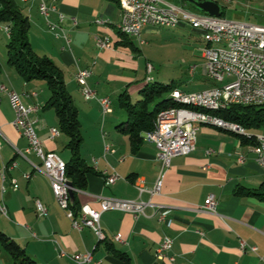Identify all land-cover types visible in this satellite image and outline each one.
I'll return each instance as SVG.
<instances>
[{
    "label": "crops",
    "instance_id": "0c3cea01",
    "mask_svg": "<svg viewBox=\"0 0 264 264\" xmlns=\"http://www.w3.org/2000/svg\"><path fill=\"white\" fill-rule=\"evenodd\" d=\"M46 2L57 6L58 10L50 15L53 22H59V14H64L61 26L71 39L70 44L57 36L58 29L47 24L39 9L40 0H29L22 7L30 19L29 36L35 51L49 56L61 68L79 110L83 136L80 153L93 171L83 188L74 189L77 208L89 204L99 209L100 196L141 199L148 204L145 214L138 218L124 210L103 212L101 225L105 238L101 240L89 227L74 228L58 204L48 176L34 169L33 163L40 165L42 161L36 153L25 152L28 140L13 126L15 111L8 95L3 94L0 97V167L13 161L17 165L7 171L4 181L8 215L0 212V231L14 238L39 264H77L71 258L61 257L59 246L69 253L92 251V264H264V195L260 194L264 192V170L251 150L254 143L244 141L238 132L205 122L198 129L196 149L172 158L162 192L140 194L137 182L142 180L152 187L160 165L153 141L143 138L133 150L129 135L118 127L128 119L120 105V94L126 91L133 101L141 98L140 91L147 83L141 73L148 70L149 64L141 56L137 37H126L119 28L122 3L119 0ZM243 15L250 17V13ZM253 16L255 22L264 21V9ZM0 25L4 30L6 25ZM99 37H108L112 47H99ZM138 39L144 43L141 37ZM79 66L93 69L89 84L98 95L110 96L109 112H103L98 100L84 98L75 76ZM0 83L21 93L27 105L40 106L37 133L47 150L57 152L68 162L72 157L67 146L70 138L60 127L56 109L47 105L51 95L47 82L26 80L8 58L6 62L0 58ZM176 89L194 92L178 85ZM115 98L119 109L114 107ZM53 127L60 132L52 138ZM106 143L113 149L107 153ZM114 170L121 177L107 184L104 171ZM210 194L218 200L216 212L198 210ZM38 201L47 206L48 215H39ZM162 210L167 211L165 221L160 219ZM118 234L124 241L116 238ZM166 237L174 241L170 250L175 256L173 262L168 258L157 259L155 255L157 246ZM242 241L257 246V251L244 250Z\"/></svg>",
    "mask_w": 264,
    "mask_h": 264
},
{
    "label": "built area",
    "instance_id": "2783aa9c",
    "mask_svg": "<svg viewBox=\"0 0 264 264\" xmlns=\"http://www.w3.org/2000/svg\"><path fill=\"white\" fill-rule=\"evenodd\" d=\"M26 3L29 0H18ZM122 3L123 14L119 24L122 33L141 37L143 29L147 26H158V22H165V26H177L180 23H190L194 28L202 33H209V37L220 38L224 42V52H216L204 46L202 55L206 62V71L209 78L219 84L203 89L201 91L186 92L174 89L172 93H179L185 97H195L197 99H218L227 100V106L241 104V100H255V105L264 104V22H249L242 19H229L225 16H212L202 11L188 8L185 4L173 2L171 0H119ZM219 2V1H218ZM228 3L230 0H223ZM39 9L45 16L47 24L51 28L58 29L57 36L65 38L68 44L71 39L65 29L61 26L64 21V14H59V22L50 19L52 12L57 11L56 5H51L46 0H40ZM158 14H167V21H158ZM74 24H77L76 17H73ZM9 36V26L4 27ZM237 44L249 46V53L237 51ZM97 45L101 48L112 47V41L108 37L97 38ZM250 46H259L260 54H251ZM196 65L190 71L194 73ZM153 65L148 64V71H152ZM93 74L91 67H78L76 80L81 92L86 100L96 99L101 104L103 112L111 110L110 96H100L96 89L90 86L89 78ZM7 94L10 104L15 111L13 126L23 134L28 140L26 153L34 152L41 159V164H34L37 171L46 174L54 196L71 219L73 227L82 230L85 227L91 228L98 238H105V233L101 225V215L108 210H124L134 214L136 218L145 214V207L148 202L141 199H124L110 196H100L101 207L93 208L89 204H83L79 208L73 207L70 188L67 177V162L55 151L47 150L43 141L37 133L36 123L37 113L40 109L38 104L27 105L21 93L14 88H10L5 83H0V97ZM205 120H215L218 124L227 127L244 128L242 125L221 119L215 115H192L191 108L174 106L161 111L157 116L154 128L143 132V137L153 141L157 146L156 160L159 162L160 170L152 187L146 186L143 181H138L136 186L140 194L149 192L151 195L160 194L164 183V176L171 166L172 158L177 155H187L196 149L197 132ZM1 132V127H0ZM60 130L51 128V137L58 135ZM264 142V134H252ZM110 144H105V152L112 151ZM251 150L256 155V160L264 170V151ZM212 150H209L211 152ZM22 152L21 153H25ZM243 160V157H240ZM17 165L13 161L11 164H3L0 167V185L2 194L0 195V212L8 215V208L3 192L5 191L4 181L7 178V171ZM26 173V177H30ZM107 184L114 183L121 175L117 171L111 173L104 171ZM75 189V187H74ZM218 200L214 194H210L205 203L198 207L200 211L216 212ZM37 211L39 215L46 216L49 210L45 204L38 201ZM160 219L166 220L167 211L159 212ZM116 238L124 241L121 234ZM173 239L166 237L156 248L157 259L168 258L171 262L175 256L170 254L173 246ZM242 248L257 251L255 245H248L242 241ZM59 255L74 260L77 264H92L94 257L92 251L69 253L65 248L59 246Z\"/></svg>",
    "mask_w": 264,
    "mask_h": 264
},
{
    "label": "trees",
    "instance_id": "16d2710c",
    "mask_svg": "<svg viewBox=\"0 0 264 264\" xmlns=\"http://www.w3.org/2000/svg\"><path fill=\"white\" fill-rule=\"evenodd\" d=\"M171 1L200 11L189 4L187 0ZM22 4L18 0H0V24L10 28L7 43L8 60L26 80L41 79L47 82L51 92L47 105L56 109L60 127L70 138L67 146L71 150L72 157L67 162V177L73 182L75 188H83L87 184L88 174L93 171V168L80 153L83 136L79 110L68 90L61 68L49 56L41 55L35 51L29 36L30 19L23 11ZM223 7L225 13V6L223 5ZM152 80L148 77L147 83L140 91L141 98L137 101H133L126 91L120 94V105L126 110L128 119L120 123L118 127L129 135L133 150H136L143 141V132L154 128L157 116L162 110L174 106H184L176 100L174 93L171 96L172 91L176 89L174 82L166 84L159 81L152 82ZM203 111L236 122L243 127L264 125V104H233L219 110ZM242 136L244 141L256 143L254 135ZM260 194L264 195V192H260ZM72 205L77 208V201L74 200ZM0 247L9 253L13 264H39L24 247L3 231H0ZM0 264H2L1 261Z\"/></svg>",
    "mask_w": 264,
    "mask_h": 264
},
{
    "label": "rangeland",
    "instance_id": "374dc122",
    "mask_svg": "<svg viewBox=\"0 0 264 264\" xmlns=\"http://www.w3.org/2000/svg\"><path fill=\"white\" fill-rule=\"evenodd\" d=\"M223 2V0H218ZM224 16L229 19L243 18L249 22H255V12L264 9L263 0H230L223 4ZM250 13L249 16H241ZM1 28V25H0ZM141 56L144 61L153 65L152 71L147 68L141 73L142 79L152 82L174 84L185 90L201 91L206 87L219 84L210 79L206 73V62L202 55V49L206 45L204 34L194 28L190 23H180L177 26H150L141 35L144 43L141 44ZM7 33L0 29V58L7 61ZM196 65L194 73H190L192 66ZM114 107L119 109L118 100L115 98ZM247 134H264V125L260 127H245ZM0 261L2 264H13V259L0 247Z\"/></svg>",
    "mask_w": 264,
    "mask_h": 264
},
{
    "label": "bare ground",
    "instance_id": "6f19581e",
    "mask_svg": "<svg viewBox=\"0 0 264 264\" xmlns=\"http://www.w3.org/2000/svg\"><path fill=\"white\" fill-rule=\"evenodd\" d=\"M251 1V0H250ZM158 21H167V14H158ZM158 26H165V22H158ZM171 27V26H166ZM206 45L208 48L213 49L216 52H224V42L220 38L209 37V33H203ZM237 51L240 53H249V46L246 44H237ZM251 54H260L259 46H250ZM176 100L183 104L182 107L191 108L192 115H212L206 113L203 110H219L227 106V100H218V99H197L195 97H185L179 93L175 94ZM241 104H255V100H241ZM223 119V118H221ZM215 124L218 127L225 128V125L218 124V121L215 120H205L204 123ZM230 131L238 132L240 135H246L244 128L239 127H227ZM237 133V134H238ZM256 138V143L253 144L255 151H264V142L263 140Z\"/></svg>",
    "mask_w": 264,
    "mask_h": 264
},
{
    "label": "water",
    "instance_id": "95a60500",
    "mask_svg": "<svg viewBox=\"0 0 264 264\" xmlns=\"http://www.w3.org/2000/svg\"><path fill=\"white\" fill-rule=\"evenodd\" d=\"M189 4L199 9L200 11L212 15V16H222L224 13V7L217 0H187ZM70 188L71 200H75V190L74 184L71 180H68Z\"/></svg>",
    "mask_w": 264,
    "mask_h": 264
}]
</instances>
